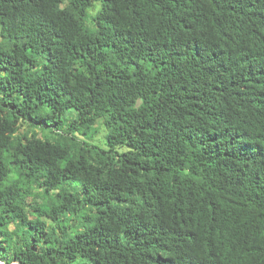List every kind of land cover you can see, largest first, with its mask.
<instances>
[{
  "label": "trees",
  "instance_id": "16d2710c",
  "mask_svg": "<svg viewBox=\"0 0 264 264\" xmlns=\"http://www.w3.org/2000/svg\"><path fill=\"white\" fill-rule=\"evenodd\" d=\"M67 1L0 0V264H264V107L196 49L234 29L251 81L264 0Z\"/></svg>",
  "mask_w": 264,
  "mask_h": 264
},
{
  "label": "clouds",
  "instance_id": "9594fccd",
  "mask_svg": "<svg viewBox=\"0 0 264 264\" xmlns=\"http://www.w3.org/2000/svg\"><path fill=\"white\" fill-rule=\"evenodd\" d=\"M70 1L73 0H68L67 2ZM96 3L98 2L96 1L94 6L98 9L99 6H97ZM97 14L98 13L96 12L94 16ZM206 41L205 38V58H203L202 53L199 52L201 43L196 45L198 51L197 64L200 70L223 79L235 91L236 95H240L239 91H242V95H245V93L250 94L254 97L255 102H261V107H264V66H257L251 81L250 78L247 81H241L237 77V73L242 65L247 64L246 59L250 58L251 55H256L249 52L248 48L245 47V38L238 34L234 29L224 27L215 31L212 34L211 40ZM258 56L259 55H257V58ZM219 66H221V70L219 73H216L215 67ZM250 68L251 66H249L248 75H250ZM72 112H75V114L72 119L71 117L69 118L70 122L68 124L70 125L72 122L71 127H73V119L77 115V109L75 108ZM259 118L264 119V112ZM97 127L98 133H93L95 135L90 133L87 135L86 139H88V142L91 144H95L101 149L107 150L109 149L107 144L108 128L103 121H101ZM73 131L76 132L78 137L83 134L82 129H74ZM101 134L103 136L101 141H99L97 136ZM91 135H93V137L88 138ZM79 182H81L80 179L73 180L71 183L67 184L66 187L72 188L74 185H81ZM77 191L82 192L79 187ZM46 208L50 210L49 206H46ZM190 237L191 235L183 231H172L170 236H167L166 241L161 248L156 247L152 253L144 254L147 264H194L188 259L186 260L181 256H176L178 253L182 252V250H180V244L186 242L190 245ZM144 246H152V244L148 243Z\"/></svg>",
  "mask_w": 264,
  "mask_h": 264
},
{
  "label": "rangeland",
  "instance_id": "374dc122",
  "mask_svg": "<svg viewBox=\"0 0 264 264\" xmlns=\"http://www.w3.org/2000/svg\"><path fill=\"white\" fill-rule=\"evenodd\" d=\"M97 4V6H100V4H99V2L98 3H96ZM36 134H39L42 138H45V137H48V138H50V139H52V138H54L52 135H49V133H50V131H51V129H50V127H48L47 126V128L46 129H44V130H42L41 128H38V129H32ZM102 134L101 135H99V136H97L99 139V141H101V139H102ZM95 137V136H94Z\"/></svg>",
  "mask_w": 264,
  "mask_h": 264
}]
</instances>
